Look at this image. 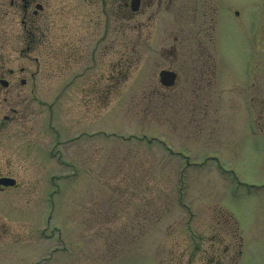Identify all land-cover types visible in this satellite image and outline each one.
Listing matches in <instances>:
<instances>
[{"label":"rangeland","instance_id":"rangeland-1","mask_svg":"<svg viewBox=\"0 0 264 264\" xmlns=\"http://www.w3.org/2000/svg\"><path fill=\"white\" fill-rule=\"evenodd\" d=\"M146 14L40 62L0 28V73L37 71L0 89V264H264V0Z\"/></svg>","mask_w":264,"mask_h":264},{"label":"flooded vegetation","instance_id":"flooded-vegetation-1","mask_svg":"<svg viewBox=\"0 0 264 264\" xmlns=\"http://www.w3.org/2000/svg\"><path fill=\"white\" fill-rule=\"evenodd\" d=\"M61 1V2H57ZM164 0H0V28L2 31V40L6 43H13L14 46H19L25 42V49L31 53H35L32 58L35 62H40L41 58L36 52L39 49L48 46L49 34L60 30L65 35L74 30L77 34H89L90 41L94 38V33L102 35L99 40L104 41L109 34L111 38L110 48L115 46L117 32V17L119 14H133L144 12L149 17L159 11ZM173 1V0H170ZM157 8L155 9V7ZM61 16L60 29L53 25L55 14ZM55 15V16H54ZM17 25L22 27L19 32ZM82 31L80 32V30ZM84 31V32H83ZM10 33L11 35H9ZM83 33V34H82ZM77 35L75 41H67L72 43L77 50L81 43V37ZM82 38H84L82 36ZM66 39V38H65ZM66 42V43H68ZM88 42V41H87ZM99 42V41H97ZM65 43V44H66ZM21 52V51H20ZM24 48L22 53H24ZM0 61V65L6 64L5 57ZM3 63V64H2ZM0 73V89L7 93H12L16 86H30V91L33 93V85L36 86V72L32 71L28 66L21 65L19 72L21 75L28 72V76H20L12 80L10 76H15L16 71L10 68ZM1 71V70H0ZM7 73L8 75H4ZM12 111L17 112L16 108ZM24 115L25 112L23 113ZM9 117L7 114L4 116Z\"/></svg>","mask_w":264,"mask_h":264},{"label":"water","instance_id":"water-1","mask_svg":"<svg viewBox=\"0 0 264 264\" xmlns=\"http://www.w3.org/2000/svg\"><path fill=\"white\" fill-rule=\"evenodd\" d=\"M177 73L174 70L163 69L160 72V81L165 86H172L176 83ZM16 179L9 176L0 177V185H15Z\"/></svg>","mask_w":264,"mask_h":264},{"label":"trees","instance_id":"trees-1","mask_svg":"<svg viewBox=\"0 0 264 264\" xmlns=\"http://www.w3.org/2000/svg\"><path fill=\"white\" fill-rule=\"evenodd\" d=\"M218 264H219V262H218Z\"/></svg>","mask_w":264,"mask_h":264}]
</instances>
